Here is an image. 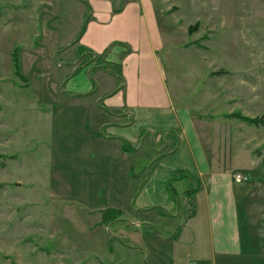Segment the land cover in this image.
I'll return each mask as SVG.
<instances>
[{
  "label": "rangeland",
  "instance_id": "rangeland-1",
  "mask_svg": "<svg viewBox=\"0 0 264 264\" xmlns=\"http://www.w3.org/2000/svg\"><path fill=\"white\" fill-rule=\"evenodd\" d=\"M156 2L173 44L171 62L163 53L170 91L178 106L218 124L221 159L233 180L247 177L234 183L264 264V0ZM84 10L71 0H0V264H148L145 248L152 262L171 264L175 256L185 264L187 252L163 241L161 227L141 226L132 204L172 140L166 147L164 137L146 136L127 151L124 141L91 133L98 125L105 132L110 119L62 104L59 51L75 47ZM83 83L79 72L64 89ZM113 209L121 214L105 222ZM191 211L187 205L178 223ZM160 215L144 219L157 224Z\"/></svg>",
  "mask_w": 264,
  "mask_h": 264
},
{
  "label": "crops",
  "instance_id": "crops-1",
  "mask_svg": "<svg viewBox=\"0 0 264 264\" xmlns=\"http://www.w3.org/2000/svg\"><path fill=\"white\" fill-rule=\"evenodd\" d=\"M71 1L87 11L75 47L59 51L62 104L110 119L101 124L105 132L99 131V125L91 131L101 142L124 141L129 151H136V144L146 136L164 137L166 147L173 142L154 161L133 198V208L143 219L152 213L163 215L155 218L157 224L139 218L141 226L161 227L166 232L163 241L173 240L187 252L185 264H259L260 242L236 191L235 170L226 166L225 156L221 159L218 124L194 117L196 113L178 106L170 91L163 53L171 62L173 44L156 0ZM79 72L84 83L66 91L65 85ZM113 151V147L105 149L111 153L107 158L114 160ZM192 180L195 186L185 190ZM171 189L176 191L174 197ZM187 205L191 215L179 224ZM167 222H173L170 228ZM144 251L145 263L158 264L150 259L148 248ZM178 260L172 256L171 264H179Z\"/></svg>",
  "mask_w": 264,
  "mask_h": 264
},
{
  "label": "trees",
  "instance_id": "trees-1",
  "mask_svg": "<svg viewBox=\"0 0 264 264\" xmlns=\"http://www.w3.org/2000/svg\"><path fill=\"white\" fill-rule=\"evenodd\" d=\"M196 26H197V24L194 27H190L189 28V34L190 35H192L194 33V30H195ZM17 50L18 49L15 50V62H14V64H15V73L17 74V76L22 77V73H21L22 69H21L20 62H19V60L17 58ZM217 74H219V72ZM231 117H232V115H231ZM233 117L241 119V120H244V121H246L248 123H251V124H260L261 123V122H259L260 119H250V118H246V117H244V116H242L240 114H234ZM0 157H4V155L0 154ZM175 195H176V191L171 189V196L174 197ZM120 214H121V212L118 211V210H114V209L113 210H107L105 212V214H104L105 215V222L109 223V222L114 221L116 216L120 215ZM108 217H110V219H108Z\"/></svg>",
  "mask_w": 264,
  "mask_h": 264
},
{
  "label": "built area",
  "instance_id": "built-area-1",
  "mask_svg": "<svg viewBox=\"0 0 264 264\" xmlns=\"http://www.w3.org/2000/svg\"><path fill=\"white\" fill-rule=\"evenodd\" d=\"M247 181V177L242 173H238L234 175V182L237 184H242L243 182ZM193 264H203V263H193Z\"/></svg>",
  "mask_w": 264,
  "mask_h": 264
}]
</instances>
